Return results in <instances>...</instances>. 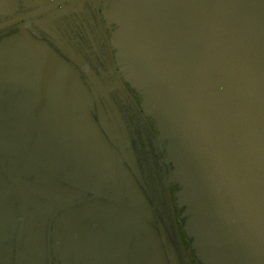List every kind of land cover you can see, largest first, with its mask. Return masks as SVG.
Segmentation results:
<instances>
[{"label": "flooded vegetation", "instance_id": "1", "mask_svg": "<svg viewBox=\"0 0 264 264\" xmlns=\"http://www.w3.org/2000/svg\"><path fill=\"white\" fill-rule=\"evenodd\" d=\"M0 264H264V0H0Z\"/></svg>", "mask_w": 264, "mask_h": 264}, {"label": "water", "instance_id": "2", "mask_svg": "<svg viewBox=\"0 0 264 264\" xmlns=\"http://www.w3.org/2000/svg\"><path fill=\"white\" fill-rule=\"evenodd\" d=\"M45 9H46V8H41V9L36 10V11H34V12H40V11H43V10H45ZM34 12H32V13H28V14L23 15V16H20V17L14 19V20L8 22L7 24H9V23H11V22H13V21H16V20H18V19L24 18V17H26V16H30V15H32Z\"/></svg>", "mask_w": 264, "mask_h": 264}]
</instances>
